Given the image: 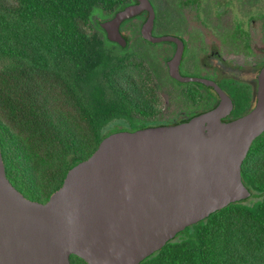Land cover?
Segmentation results:
<instances>
[{
	"label": "water",
	"instance_id": "1",
	"mask_svg": "<svg viewBox=\"0 0 264 264\" xmlns=\"http://www.w3.org/2000/svg\"><path fill=\"white\" fill-rule=\"evenodd\" d=\"M143 8L150 31L149 0L101 27L125 45L120 24ZM220 117L216 109L177 126L114 132L46 202L15 187L0 149V264H71L72 254L88 264H140L187 227L251 196L241 169L264 130V68L255 109L227 125Z\"/></svg>",
	"mask_w": 264,
	"mask_h": 264
},
{
	"label": "trees",
	"instance_id": "2",
	"mask_svg": "<svg viewBox=\"0 0 264 264\" xmlns=\"http://www.w3.org/2000/svg\"><path fill=\"white\" fill-rule=\"evenodd\" d=\"M119 0H0V149L10 181L46 202L126 108L128 69L92 31ZM30 157L46 164L41 177ZM241 177L251 191L169 240L140 264H264V150ZM255 195H262L255 198ZM254 197V198H253ZM71 264H88L72 254Z\"/></svg>",
	"mask_w": 264,
	"mask_h": 264
},
{
	"label": "flooded vegetation",
	"instance_id": "3",
	"mask_svg": "<svg viewBox=\"0 0 264 264\" xmlns=\"http://www.w3.org/2000/svg\"><path fill=\"white\" fill-rule=\"evenodd\" d=\"M138 2L119 0L120 8L95 12L92 19V31L128 69L122 79L126 108L108 129L177 126L216 109L227 125L255 109L264 68V0H149L150 31L144 28L150 10L143 8L120 24L125 45L109 39L101 23ZM253 148L264 150V130L243 163Z\"/></svg>",
	"mask_w": 264,
	"mask_h": 264
},
{
	"label": "rangeland",
	"instance_id": "4",
	"mask_svg": "<svg viewBox=\"0 0 264 264\" xmlns=\"http://www.w3.org/2000/svg\"><path fill=\"white\" fill-rule=\"evenodd\" d=\"M92 28H93V23H92ZM43 160L38 159V158H34V157H30L27 161L28 166H30L31 170H33L34 172H36L37 177L40 176L41 177V170L42 168L46 165L44 163H42Z\"/></svg>",
	"mask_w": 264,
	"mask_h": 264
}]
</instances>
